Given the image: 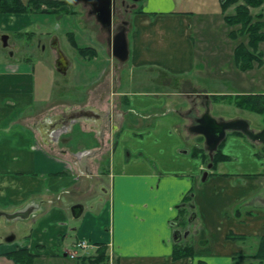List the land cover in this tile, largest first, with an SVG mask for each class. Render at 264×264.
<instances>
[{"label":"crops","instance_id":"crops-1","mask_svg":"<svg viewBox=\"0 0 264 264\" xmlns=\"http://www.w3.org/2000/svg\"><path fill=\"white\" fill-rule=\"evenodd\" d=\"M178 3L136 0L129 12L127 61L135 69L164 74L153 73L143 88H123L138 83V76L121 79L107 69L113 57L103 28L106 44L94 31L91 40L66 32L76 52L72 64L58 43L52 63L32 62L31 56L0 58V211L27 212L14 222L28 227L22 240L15 235L0 243V264H16L5 254L19 247L36 255L34 264L60 251L68 257L77 239L104 243L107 264H256L255 243L264 231V204L256 200L257 190L264 189L256 185L264 178L262 167L255 169L247 160L242 169L234 168L228 159L203 178L207 164L191 154L190 144L185 147L179 132L184 109H176L170 97L184 89L165 88L195 83L202 66L199 17ZM77 10L74 16L80 18L82 10ZM28 15L0 12V33L21 34L30 27ZM77 47L93 50L83 55ZM70 68L71 82L58 84L56 72L66 74ZM73 112L83 115L90 130L97 129L98 146H53ZM52 131L58 133L51 137ZM230 138L251 160L260 155L245 137ZM103 153L107 162L99 169L94 165ZM76 205L79 214L73 215ZM187 246L190 254L173 256L174 248Z\"/></svg>","mask_w":264,"mask_h":264},{"label":"rangeland","instance_id":"rangeland-1","mask_svg":"<svg viewBox=\"0 0 264 264\" xmlns=\"http://www.w3.org/2000/svg\"><path fill=\"white\" fill-rule=\"evenodd\" d=\"M22 1L26 3L28 2V0ZM68 1L70 2V6L67 10L74 11L73 14H63L62 12L46 14L44 11L32 10V12L28 13L30 14L28 17H31L29 23L30 27H28V29H22L23 31L21 34H15L6 31L1 32L0 58L8 57L10 55H13L15 58L31 56L32 62H36L41 58L45 60L47 59L52 63V61H54V52L58 54L54 44L58 43L59 51L64 53L72 64L75 60L76 52L68 41L70 40V35H66L67 31L75 32L77 36H81L84 38V40H91V38H88V36L94 31V33L97 35L95 37L100 40L102 44H106L108 35L106 32L101 30L102 27L97 22V20L95 21L94 16L89 14L88 7L82 2L74 3L73 0ZM140 1L141 0H139V2ZM177 1H179L178 4L180 7L194 10L196 16L199 17L198 20H196V23L199 27L196 38L199 39V41H202L197 42V44L200 46L199 58L202 60V66L197 69L199 71H197L196 74H198L200 78L195 80L196 84L194 82L190 83L187 81V84L185 83L184 85H175L170 83V85L168 84L169 86L166 85L165 87L167 89H174L176 92L184 89L183 91H180L183 93L182 95L176 93L177 97H170L174 99L176 103V109H184L180 115L184 126L179 129V132H181V135L184 137V141L187 142L185 143V147L188 148L190 144L189 149H192V144L194 145L195 142H197L198 145L205 146L204 138L199 137L198 134L196 135L188 132L186 130V126L192 124L193 117L201 115L205 111L206 106L209 107V113L214 118L223 120H228L231 118H243L248 121L249 127L252 130H260L262 127H264V117L261 114L237 107L233 103L227 101L215 100L214 97H217L215 95L213 96L209 94H203V92H209L211 90L215 93H235L249 91L262 92L264 90V41L259 42L256 49H254V53L260 56L262 62L259 64L255 63L250 69H242L240 64L235 60L234 49L239 43L247 44L248 36L246 33L240 30V24L229 25L223 18L224 15H233L238 5L244 4V0L230 1V3H225L223 7L221 6V0ZM135 2L136 0H125V4L129 5V8L125 11L124 8L119 9L120 0L116 1L117 13L113 15L114 25L118 24L119 20L122 18L128 20L129 12L131 11L132 6L134 7ZM42 8L50 10L55 9L52 8V6L45 7V5H42ZM77 9L82 10V15L80 18L74 16L79 11ZM249 11L253 16L252 22L259 19L257 16L259 14L261 15L260 21L262 20L264 22V1L260 6L249 7ZM127 20L126 25H128ZM262 30L264 31V27ZM231 32H233L232 35L230 34ZM3 34L9 35L6 46L2 45L1 36ZM84 40L80 38V43H86ZM111 59L112 63L110 62L109 65H113L111 67L107 66V69L110 68L114 72V77L125 79L128 78L127 76L131 78H136L138 76L139 78L138 83L135 81L129 82L123 87L125 89L130 90L140 87L143 88L144 86L141 84L148 82L147 78L152 77L153 73L155 76L159 75V77L164 75L158 70H149L148 67H144L145 69L143 70L135 69L131 67L128 61L119 62L114 57ZM103 66H106V64L102 62V67ZM56 75L58 84H69L72 77V68H70L66 74H59L56 72ZM142 79H144L143 82L140 81ZM146 85L148 88H153L152 84ZM66 96L69 98L68 94ZM116 113L117 111L115 110L113 117L115 120L118 118ZM70 114L73 115V118H67V120L64 122L67 127H62L63 132L61 133L60 138H58L60 143L53 144V146L57 149L67 148L68 146L71 147V149L72 147L78 148L79 145L98 146V139L93 136L94 133L96 136H98V132L96 133L97 129H94V131L90 130L88 124H85L86 122H84V117L82 114L78 112H73ZM104 119L106 121L105 117H102L101 120L103 121ZM74 120H77L75 124L72 122ZM55 133L58 132L52 131L50 133L51 137H54ZM231 135L232 133H228L227 138L224 139L220 147L222 152L227 151L232 155V157L226 161V163L228 165H232L234 168L240 167L242 169L248 164L246 163L247 160H250L253 161V165L251 167L256 169L261 166L263 169L262 172H264V154H261V149L264 150V146L259 142H252L247 139L251 149H254L256 152L258 151V153H260V155L253 154L254 156H252L251 160V158L244 151L237 147L235 142H231ZM74 141L78 142L74 143ZM106 157V153L101 154V161L98 162V160H96L97 163L94 166L99 169L104 168L107 162L104 160ZM89 167H93L92 161ZM95 182L97 183L96 180ZM256 185L257 187L261 186V188H264V178L261 179V181L257 179ZM256 195H258L256 198L258 201L257 204H264V189L262 191L257 190ZM15 219L8 221L6 217L0 218V243H7L4 240L9 235H16L17 241L22 240L23 236L28 233V227L26 225L20 224V222H14L18 221ZM256 244L257 240L255 246ZM88 251L85 252L86 257L88 256ZM253 251L254 249L245 250L246 253H253ZM80 253L81 251H78L79 255ZM40 260V264H78L77 259L70 258L69 256L64 257L63 252L61 251L58 255L45 256ZM88 263L89 262H87V264ZM256 264L262 263L256 260Z\"/></svg>","mask_w":264,"mask_h":264},{"label":"trees","instance_id":"trees-1","mask_svg":"<svg viewBox=\"0 0 264 264\" xmlns=\"http://www.w3.org/2000/svg\"><path fill=\"white\" fill-rule=\"evenodd\" d=\"M233 0H223L221 6L223 7L225 3ZM235 1V0H234ZM264 0H244L243 5H238L236 11L233 15L226 16L223 18L229 25L240 24V30L247 34L248 43L243 44L239 43L234 49L235 60L240 64L242 69H250L254 66L255 63L259 64L262 62L259 55L254 53V49L258 46L259 42L264 41V22L261 20V15L258 16V20L252 22V15L249 11V7H257L263 3ZM42 5L52 6L54 10L44 9ZM70 6L68 0H28V2H23L22 0H0V12L1 13H15L23 14L34 11H44V13H56L62 12L63 14H73L74 11L67 10ZM223 11V10H222ZM231 35L233 32L230 33ZM71 43L72 37L70 36ZM73 44V43H72ZM74 45V44H73ZM252 49V50H250ZM77 50L86 55L88 51L93 50L90 47H77ZM215 100H222L233 103L235 106L243 108L245 110H250L261 114L264 117V90L262 92H239V93H222V94H213ZM232 134H239L244 136L239 131H231ZM199 137L202 138L201 135ZM219 145L216 152L213 153L212 159V168L214 169L217 162L230 159V156L224 154ZM191 154L194 157H199L204 164L209 163L210 157L209 153L206 151L204 146L198 145L194 146L191 150ZM233 238H240L241 236H233ZM242 238V237H241ZM254 255L252 256L255 260H258L260 263L264 264V231L261 235L257 237V244L255 247ZM191 253V247L187 246L185 248H174L173 256L180 257L188 255ZM6 257L10 258L16 264H34L35 259L37 258L35 254L28 252L27 249L19 247L16 250L9 251L5 254ZM78 264H107L109 255L107 247L104 243H100L95 250L93 255H85L76 257Z\"/></svg>","mask_w":264,"mask_h":264},{"label":"water","instance_id":"water-1","mask_svg":"<svg viewBox=\"0 0 264 264\" xmlns=\"http://www.w3.org/2000/svg\"><path fill=\"white\" fill-rule=\"evenodd\" d=\"M116 0H73L74 3L82 2L91 7L90 13L94 15L97 22L109 35V45L111 55L119 62H125L129 58V47L126 35V22L118 25L113 24V15L115 14ZM2 45H7L8 35L1 36ZM188 131L199 134L204 137L205 149L208 151L210 160L213 159V153L217 150L219 144L225 138L229 131H239L243 133L249 140L260 142L264 145V127L258 131H254L249 127L248 121L243 118H231L228 120L217 119L209 113V107L206 106L205 111L200 116L193 117V123L188 126ZM212 162L208 163L207 168L212 167ZM207 176V171L203 173V178ZM73 215L79 214L78 205L71 208ZM27 212L18 211L15 213H6L0 211V218L6 217L11 220L16 217H25ZM176 236L179 237V232L176 231ZM13 235L5 238L6 241H11Z\"/></svg>","mask_w":264,"mask_h":264},{"label":"built area","instance_id":"built-area-1","mask_svg":"<svg viewBox=\"0 0 264 264\" xmlns=\"http://www.w3.org/2000/svg\"><path fill=\"white\" fill-rule=\"evenodd\" d=\"M90 246H92L91 243H89L87 240L85 239H80L77 240L74 243V247L76 250H73L72 252L69 253L70 257H75L77 255V250H86L87 248H89Z\"/></svg>","mask_w":264,"mask_h":264},{"label":"flooded vegetation","instance_id":"flooded-vegetation-1","mask_svg":"<svg viewBox=\"0 0 264 264\" xmlns=\"http://www.w3.org/2000/svg\"><path fill=\"white\" fill-rule=\"evenodd\" d=\"M117 1V0H116ZM116 1H115V13H117V3H116ZM129 5H127V4H125V0H120V5H119V9H122V8H124V10L126 11L129 7H128ZM89 10L91 11V7L89 6ZM126 20L127 19H124V18H122V19H120L119 20V22H118V24L119 23H122V22H126ZM118 24H116V25H118ZM60 60L58 59V62H59Z\"/></svg>","mask_w":264,"mask_h":264}]
</instances>
